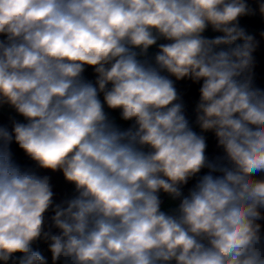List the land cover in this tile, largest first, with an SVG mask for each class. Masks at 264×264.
<instances>
[{
	"label": "clouds",
	"instance_id": "1",
	"mask_svg": "<svg viewBox=\"0 0 264 264\" xmlns=\"http://www.w3.org/2000/svg\"><path fill=\"white\" fill-rule=\"evenodd\" d=\"M257 15L264 0H0V264H264Z\"/></svg>",
	"mask_w": 264,
	"mask_h": 264
},
{
	"label": "crops",
	"instance_id": "2",
	"mask_svg": "<svg viewBox=\"0 0 264 264\" xmlns=\"http://www.w3.org/2000/svg\"><path fill=\"white\" fill-rule=\"evenodd\" d=\"M251 2V0H250ZM242 27H245L247 31H249L250 33H254L257 34V38L258 37V33H259V29L256 27H252L249 25H245V24H241ZM209 35H213L211 32L208 33ZM152 52L155 51V48L151 50ZM257 68H256V83L258 86H262L264 87V46H262L261 50L257 52ZM86 75L89 76V78H91V70L89 69V71L86 73ZM182 88V90H186V95H185V101L188 105V115L190 118H194L193 114H192V109L194 107L195 102L198 100V90L196 86H192V87H188L187 85H181L180 86ZM124 127L127 126V124H125L124 122H120ZM198 130V129H197ZM214 142V139L212 138L211 134H207ZM216 149H215V142L213 144V150L212 153H215ZM211 153V154H212ZM53 183L55 184V190L58 193V196L60 194H63L65 192H70L71 191V186L66 185L63 181L62 178L59 175H56L53 178ZM178 202H174L171 201L169 198L165 197L164 198V204L162 205V207L167 210L171 207H174L175 204Z\"/></svg>",
	"mask_w": 264,
	"mask_h": 264
},
{
	"label": "trees",
	"instance_id": "3",
	"mask_svg": "<svg viewBox=\"0 0 264 264\" xmlns=\"http://www.w3.org/2000/svg\"><path fill=\"white\" fill-rule=\"evenodd\" d=\"M241 24H245V25H249V26H252V27H256L259 30L264 29V21L261 20L259 15L255 16V17H244V18H241ZM213 144H214L213 140L209 137V145H210L209 153L210 154L212 153V150H213ZM16 156H17L18 160L22 164L27 163V161L23 157V154L20 153L19 151L16 152ZM184 191H185V194H187V189H185ZM48 255H49V259H50V254H48Z\"/></svg>",
	"mask_w": 264,
	"mask_h": 264
},
{
	"label": "rangeland",
	"instance_id": "4",
	"mask_svg": "<svg viewBox=\"0 0 264 264\" xmlns=\"http://www.w3.org/2000/svg\"><path fill=\"white\" fill-rule=\"evenodd\" d=\"M46 255H48V254L46 253ZM49 264H50V259H49Z\"/></svg>",
	"mask_w": 264,
	"mask_h": 264
}]
</instances>
